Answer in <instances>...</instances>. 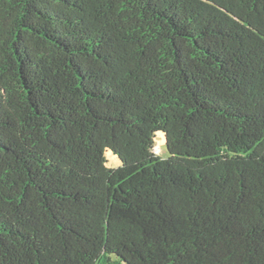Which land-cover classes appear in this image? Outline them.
Returning <instances> with one entry per match:
<instances>
[{"label": "trees", "instance_id": "1", "mask_svg": "<svg viewBox=\"0 0 264 264\" xmlns=\"http://www.w3.org/2000/svg\"><path fill=\"white\" fill-rule=\"evenodd\" d=\"M110 255L264 264V0H0V264Z\"/></svg>", "mask_w": 264, "mask_h": 264}, {"label": "rangeland", "instance_id": "2", "mask_svg": "<svg viewBox=\"0 0 264 264\" xmlns=\"http://www.w3.org/2000/svg\"><path fill=\"white\" fill-rule=\"evenodd\" d=\"M167 148L168 147L166 144L164 132L161 131L157 132L155 137V146L153 148V152L161 156V158L167 159L170 156ZM105 156L107 158V162H106L107 167L117 169L121 166V160L111 150H107ZM117 261L118 258L110 255V262H108V264H116Z\"/></svg>", "mask_w": 264, "mask_h": 264}]
</instances>
